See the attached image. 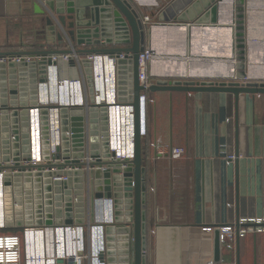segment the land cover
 Returning <instances> with one entry per match:
<instances>
[{"label":"crops","instance_id":"crops-1","mask_svg":"<svg viewBox=\"0 0 264 264\" xmlns=\"http://www.w3.org/2000/svg\"><path fill=\"white\" fill-rule=\"evenodd\" d=\"M129 1L152 23L176 24L192 7L176 12L170 8L173 0ZM35 3L0 0V52L69 49V43L59 45L47 33L46 15L37 12ZM260 6V2L254 3L257 11L250 18L258 44L251 49V68L246 71L254 81L264 80V13L258 12ZM231 14L232 4L225 1L218 12L222 26H214L211 19L199 22L195 18L181 21L182 26L156 29L153 44L160 55L155 54L157 60L150 64L152 79L229 80L236 70L231 59V30L225 26ZM27 58L38 64L42 60L40 56ZM60 68L74 78L80 73L75 66L70 72L63 64ZM5 69L10 73L9 66ZM150 96L154 102L148 103L142 141L149 185L147 261L206 264L214 260L215 231L203 227L239 219H254L248 226H264V94L242 93L238 102L232 93L215 91H151ZM32 100L29 93L27 102ZM14 144L10 154L17 149ZM173 147H184L186 152L174 159ZM230 154L237 155L234 161H228ZM222 248L219 264H237V251L240 264H264V232L248 233L236 240L233 249Z\"/></svg>","mask_w":264,"mask_h":264},{"label":"water","instance_id":"water-1","mask_svg":"<svg viewBox=\"0 0 264 264\" xmlns=\"http://www.w3.org/2000/svg\"><path fill=\"white\" fill-rule=\"evenodd\" d=\"M232 4V14L225 26L231 30V59L236 65V70L229 75V80L222 81H197L189 79H159L151 87L150 91H181V92H228L234 94L237 102L240 95L264 94V80L254 81L246 69L250 67L251 49L258 44L253 26H251L250 18L256 13L254 3L260 2L261 9L258 12L264 13V0H173L171 9L180 11L189 6L196 9L197 13L180 15V21L174 23H144L140 12L133 6L129 0H36L35 8L38 13L46 15L45 22L47 25V33H49L59 45L71 43L72 49H43L38 51H18V52H0V57H20L18 62L8 61L0 63V143L3 146V152L0 153V161L9 162L11 159L19 161L21 159L19 141L23 138V152L28 157L29 147L28 139V94L33 98L35 103L37 88L39 82L45 81V67L47 63H51V56L54 54H65L76 52L83 58L85 71L88 76L90 87L92 84L91 68L86 56L93 53H109L119 54L125 53L126 58L119 61L120 88H125L127 84L134 92L133 104L135 106V157L127 162V166L121 168L116 164H111L105 172L106 187L105 191H97L96 197H108L114 202V222L107 225L106 233V253L102 254L101 259L107 264H148L147 249L150 238V230L147 223V198H148V167L146 161V153L143 147V138L140 134V91L142 87L139 83V56L140 52L145 49L146 45L150 47L156 55H160L154 47V33L158 28L169 26H182L184 20L198 18V15L205 12L198 18L199 22H208L219 26V5L223 2ZM189 15V16H187ZM210 17V18H209ZM183 23V24H182ZM221 25V24H220ZM186 26V25H185ZM222 26V25H221ZM149 40V43H148ZM104 42V43H103ZM116 45L117 47L101 48L100 45ZM86 45L88 47H81ZM95 46V47H93ZM31 56L42 57L41 62H26L25 58ZM186 55V50H185ZM156 58V56H155ZM153 59L151 63L154 60ZM160 58V57H159ZM150 63V64H151ZM75 62H70L71 66H75ZM10 67V73L5 69ZM126 67V68H125ZM251 68V67H250ZM3 69V70H2ZM127 69V70H126ZM12 73L14 75H12ZM10 74V75H7ZM190 76L193 75L189 74ZM248 79V81H244ZM122 92V91H121ZM65 114L67 111L63 109ZM71 120L73 135V146L77 151L74 153L75 158L84 157L83 152V129L84 117L83 110L72 108ZM43 117H46V111L43 110ZM64 123H67L64 120ZM67 130V127H64ZM20 133L21 136H20ZM13 136V138H12ZM96 141V138H93ZM46 142V141H45ZM13 143L17 148L14 154H10L9 148ZM68 146V141H65ZM98 143L93 144V148H98ZM237 156V155H236ZM6 167H10L6 165ZM75 181L82 180V172H76ZM97 177L101 175L96 174ZM12 178L10 173L6 174V180ZM22 174L17 173L15 181L16 189V220L12 221L13 207L12 199L8 194V212L7 225L10 228H21L25 225H31L32 221L24 223L23 216L30 218L32 216L33 207L40 208V200L36 205L32 204L31 191H27L25 196L20 192ZM25 186H29V177L24 178ZM46 186V224H53L52 220L54 205L57 207L56 215L61 216L66 211L69 219L65 223H73V202L72 190L73 181L70 180L66 196L62 197L60 192L62 188L57 182L55 191L58 193L56 202L53 205L50 194L52 185L47 180ZM75 195L78 200L75 202V210L78 219L76 223L84 222V190L83 185L76 186ZM9 191V189H7ZM51 197V198H50ZM66 201H64V200ZM64 206V207H63ZM25 209V211H24ZM41 216L42 210H38ZM11 218V219H10ZM63 220H57V223H63ZM37 225L43 224L40 220L36 221ZM214 237V261L220 263L222 260V246L220 242V231L215 229ZM240 238H237V242ZM59 264H64L63 260H59ZM237 264H240V253L237 251Z\"/></svg>","mask_w":264,"mask_h":264},{"label":"built area","instance_id":"built-area-1","mask_svg":"<svg viewBox=\"0 0 264 264\" xmlns=\"http://www.w3.org/2000/svg\"><path fill=\"white\" fill-rule=\"evenodd\" d=\"M144 23L151 24L149 16L143 18ZM69 49L74 50L69 43ZM155 53L146 45L139 56V83L140 91V134L146 135V118L149 102H154L150 96V87L155 83L149 71L150 63ZM126 58L125 53L99 54L93 53L86 56L91 68L92 84L90 87L85 71L83 58L78 53L54 54L51 63L45 67V81L38 83L35 103H31L28 110V157L23 152V138L21 137L19 161L11 159L9 162L0 161V264H107L101 259L106 253V226L114 222V202L108 197H96L97 191H105V172L116 164L121 168L127 166L129 160L135 157V106L133 104L134 92L127 85L120 88L119 61ZM20 57H0V63L20 61ZM30 61L29 58H25ZM74 61L75 67L80 71L74 78L64 75V70L70 72V62ZM244 81H248L245 79ZM122 91V92H121ZM29 104V103H28ZM72 108L82 109L84 117L83 152L84 157L75 158L77 152L73 146ZM66 109V113L62 112ZM43 110L46 117H43ZM64 120L67 123H64ZM67 127V130H64ZM22 133H20L21 136ZM13 138V136H12ZM93 138L97 140L94 141ZM46 141V142H45ZM68 141V146H65ZM98 143V148L93 144ZM184 147H173L172 158L178 159L185 154ZM163 153V151H161ZM235 154L227 156L228 161L236 159ZM9 165L10 167H6ZM112 169V168H111ZM82 172V180H74L76 172ZM101 171V172H100ZM12 178L7 182L6 174ZM17 173L22 174L20 192L25 196L31 191L32 204L40 200L41 207H33L32 216L25 217L23 221H32L31 225L21 228H10L7 225L8 194L12 199V221L16 216V181ZM100 174L97 177L96 174ZM29 177V186H25L24 178ZM50 180V191L53 205L58 193L55 191L57 182L60 183L62 197L69 190L68 183L73 181L72 202L73 223H65L69 219L66 211L61 216L56 215L57 207L54 205L53 224H46V186ZM83 185L84 190V222L76 223L79 213L75 210L76 186ZM9 189V191H7ZM50 197V198H51ZM64 200V199H63ZM65 201V200H64ZM66 202V201H65ZM64 207V206H63ZM42 210L41 216L38 210ZM25 211V209H24ZM11 219V218H10ZM63 223H57V220ZM43 222L37 225L36 221ZM254 219H239L237 222L203 227L205 231L219 229L220 242L224 248L233 249L237 238H242L251 232H264V226H248ZM264 221V219H263ZM260 220V222H263ZM6 229V230H5ZM11 229H15L11 230ZM57 236L58 243H51L53 235ZM206 264H219L214 260Z\"/></svg>","mask_w":264,"mask_h":264},{"label":"bare ground","instance_id":"bare-ground-1","mask_svg":"<svg viewBox=\"0 0 264 264\" xmlns=\"http://www.w3.org/2000/svg\"><path fill=\"white\" fill-rule=\"evenodd\" d=\"M101 172V171H100ZM54 242V244H57L58 243V240H57V236H56V234L55 235H53V237H52V239H51V243H53Z\"/></svg>","mask_w":264,"mask_h":264},{"label":"rangeland","instance_id":"rangeland-1","mask_svg":"<svg viewBox=\"0 0 264 264\" xmlns=\"http://www.w3.org/2000/svg\"><path fill=\"white\" fill-rule=\"evenodd\" d=\"M21 142V141H20ZM19 147H20V143H19ZM19 156H23V154H19ZM6 230V229H5ZM12 230V229H11ZM14 231H16V230H14Z\"/></svg>","mask_w":264,"mask_h":264},{"label":"trees","instance_id":"trees-1","mask_svg":"<svg viewBox=\"0 0 264 264\" xmlns=\"http://www.w3.org/2000/svg\"><path fill=\"white\" fill-rule=\"evenodd\" d=\"M12 230H15V229H12Z\"/></svg>","mask_w":264,"mask_h":264}]
</instances>
